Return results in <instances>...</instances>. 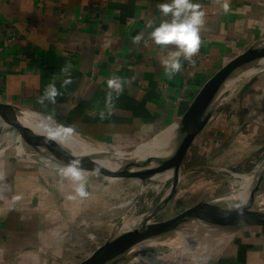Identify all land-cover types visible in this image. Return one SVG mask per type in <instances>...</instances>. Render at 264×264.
<instances>
[{
	"label": "crops",
	"instance_id": "1",
	"mask_svg": "<svg viewBox=\"0 0 264 264\" xmlns=\"http://www.w3.org/2000/svg\"><path fill=\"white\" fill-rule=\"evenodd\" d=\"M163 2L169 0H0V105L74 126L73 135L105 150L152 139L220 70L264 38V0H229L227 14L216 0H195L205 12L201 47L191 61L181 57V72L169 79L161 63L168 50L151 41L132 43L139 33L147 39L149 21L166 19L157 7ZM114 76L125 84L118 98L113 93L109 114L107 81ZM66 79L71 83L64 86ZM49 84L61 95L55 104H41ZM261 85L264 77L233 98L249 109V119L230 115L222 102L193 142L207 143L216 161L225 152L236 162L229 167L238 165L242 126L264 128ZM14 133L7 141L0 136V264H77L102 243L88 238L81 220L90 205L103 201L104 182L93 175L107 176L84 170L89 196L69 200L74 185L60 175L66 164L24 132ZM209 264H264V222L238 228Z\"/></svg>",
	"mask_w": 264,
	"mask_h": 264
},
{
	"label": "water",
	"instance_id": "2",
	"mask_svg": "<svg viewBox=\"0 0 264 264\" xmlns=\"http://www.w3.org/2000/svg\"><path fill=\"white\" fill-rule=\"evenodd\" d=\"M261 58H264V38L253 43L220 70L178 120L167 127H172L174 133L173 152L166 162L154 165L131 159L129 156L132 151L145 145L149 140L132 149L120 151L123 152V156L117 155V151L108 150L105 153H74L57 141L46 140V135L42 132L22 124L19 117L28 109L0 105V120L10 122V126L24 132L37 148L57 162L67 165L72 159H80L86 171L100 173L107 177L129 173L142 181H152L154 177L165 173L171 174L172 183L169 192L144 215L145 218L135 228L123 232L118 230L100 244L90 256L77 264H123L135 254L167 244L175 238L177 233L184 231L192 224L224 220L237 223L238 228H241L264 222V195L258 193V187L264 178V164L257 174L255 187L245 195V199L242 190L210 195L200 199L173 218L151 221L176 189L182 163L196 136L207 125L225 94L231 90V86ZM98 160L109 163L115 170L100 164Z\"/></svg>",
	"mask_w": 264,
	"mask_h": 264
},
{
	"label": "rangeland",
	"instance_id": "3",
	"mask_svg": "<svg viewBox=\"0 0 264 264\" xmlns=\"http://www.w3.org/2000/svg\"><path fill=\"white\" fill-rule=\"evenodd\" d=\"M253 67L256 68L257 71L247 80L238 83L233 91H228L221 101V103H224L223 106L227 107V111H230V115L238 117L241 120L250 118L248 114L249 109L242 107L244 104L241 105L242 102L240 103L238 102L239 100L233 99L234 96L243 86L251 85L257 78L264 77V65L255 64ZM261 87V89H264V85H261ZM252 94L257 96V94L259 95L260 93L252 92ZM250 107L251 106H249V108ZM6 128H1L0 125V136L7 141L16 133H14V127L7 126ZM168 129L169 128H166L161 131V133L159 132L157 134L158 136L155 135L156 137L154 136L150 139L151 141H149L152 143V141H155L160 136L159 134L162 135V133H165ZM241 132L243 160L234 168L229 167L230 164L236 163L233 161L232 155H227L225 152L218 153L216 161L215 157L217 155H215L214 158L213 155H209L207 143L204 144V141L197 138V140L191 144L184 158L176 189L157 214L151 218V221L155 222L173 218L207 196L228 193L234 191V189L241 190L239 184L240 179L233 176V174L249 175L253 172L256 174L255 171L259 173L262 164H264L262 163L264 162V128H257L256 125L251 127L250 123L247 122L242 126ZM139 144L117 150L108 149V151H125ZM92 146L95 147V149L98 148L106 151L103 148ZM115 173L118 172L115 171ZM93 176V178H98L100 182H104L103 201L90 205L83 219L88 220L87 222L89 223L86 229L87 232L91 233V236H94L93 239H97V241L102 243L108 237L115 234L126 220L128 221L125 227L128 226L130 222H134L133 220V222L130 221L132 218L144 217V215L151 211L169 192L172 183L170 173L168 178L161 183L159 181H142L139 177L129 175V173H120L104 178L103 176ZM258 193L264 195V178H262L258 187ZM135 221L139 220L135 219ZM224 223V221L220 223L221 225H219V227L226 225ZM203 225L204 224H201L198 227ZM217 232L219 233V231ZM173 239L174 238L167 244L135 254L127 260L128 262L126 261L123 264H144L138 259L145 255H167L170 252L169 245Z\"/></svg>",
	"mask_w": 264,
	"mask_h": 264
},
{
	"label": "clouds",
	"instance_id": "4",
	"mask_svg": "<svg viewBox=\"0 0 264 264\" xmlns=\"http://www.w3.org/2000/svg\"><path fill=\"white\" fill-rule=\"evenodd\" d=\"M220 6L222 13L227 14L230 10L229 0H216ZM160 14L166 19L161 20L159 24L149 21L147 27L151 29L147 39L143 33H139L132 37V43L140 45L143 41L147 46L151 41L159 46L163 52L168 50L170 55L167 59L161 61L162 66L169 79L175 77L182 70L181 57L191 61L198 54L201 47V30L204 26L205 12L202 5L195 0H169V2L160 3L158 6ZM173 45L174 50L167 49V46ZM62 71L67 72L65 67ZM64 86L71 83L70 79H66ZM125 81L119 77H112L107 81L109 89L107 93V109L109 114L114 110L115 105L112 103L113 93L118 98L124 90ZM60 91L55 84H49L44 94L39 98V103L45 102L55 104ZM41 127L46 133V140L59 141L71 136L75 131L74 126H66L55 121L52 117H46L41 123ZM98 171V170H97ZM61 177L70 180L74 185L75 195H68L67 199L74 200L78 197L86 198L89 192L86 190L87 181L84 175L82 161L80 159H72L60 171ZM20 199V197H16Z\"/></svg>",
	"mask_w": 264,
	"mask_h": 264
},
{
	"label": "bare ground",
	"instance_id": "5",
	"mask_svg": "<svg viewBox=\"0 0 264 264\" xmlns=\"http://www.w3.org/2000/svg\"><path fill=\"white\" fill-rule=\"evenodd\" d=\"M256 65H264V58L259 59L256 62ZM256 71L257 69L254 67L247 69L242 74V76L238 78V81H236L231 86V91L234 90L238 83L247 80ZM45 118V116L33 113L29 110L24 111L22 116L19 117L20 122H22V124L34 128L35 130L40 131L46 135L44 129L41 127V123L44 121ZM10 124V122L0 120L1 128H6L7 126H10ZM159 135L160 136L155 141H152V143L150 142V140V143L147 142L145 145H142L138 149L132 151V153L129 155L130 158L138 161H146L149 162L151 165L166 162L174 149V133L172 132V127L169 128L165 133H162V135ZM57 142H59L65 148L71 150L74 153L107 152L98 148L95 149L92 144H89L88 142L79 139L73 134L67 137L66 139L59 140ZM116 154L119 156H123V152L117 151ZM98 162L106 167H109L110 169H114L112 166L109 165V163L105 161L98 160ZM255 172L256 174L253 172L249 175L233 174V176L240 179L239 184L240 189L244 191V199L245 195L249 193L250 190H252L256 185L255 181L257 179L256 177L258 172ZM168 176L169 173L158 175L154 177L152 181H159L161 183L165 181ZM144 218L145 217L132 218L130 221L133 220L134 222H130V224L125 227L128 221L126 220L120 227V232L135 228ZM135 219L139 221H135ZM223 221L224 220L206 223L200 227L198 226L201 224L189 225L184 231H181L176 234L175 238L173 239V241H171L169 245L170 252L167 255H145L138 260H141L144 264H209L219 255V253L226 246L234 232L238 229L237 223L229 221H224V224L226 225H222L221 227H219V225H221L220 223H222ZM217 231H219V233Z\"/></svg>",
	"mask_w": 264,
	"mask_h": 264
},
{
	"label": "built area",
	"instance_id": "6",
	"mask_svg": "<svg viewBox=\"0 0 264 264\" xmlns=\"http://www.w3.org/2000/svg\"><path fill=\"white\" fill-rule=\"evenodd\" d=\"M87 221H88V220L82 219V220H81L82 225H84L85 227H88V226H89V223H88ZM86 235L88 236V238H90L91 240H93V237H94V236H91V233H86ZM100 244H102V243H98V242H97V244H96V248H97Z\"/></svg>",
	"mask_w": 264,
	"mask_h": 264
}]
</instances>
